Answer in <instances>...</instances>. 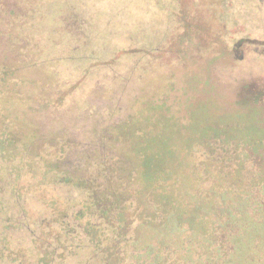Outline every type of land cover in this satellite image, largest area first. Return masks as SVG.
<instances>
[{"label": "trees", "instance_id": "16d2710c", "mask_svg": "<svg viewBox=\"0 0 264 264\" xmlns=\"http://www.w3.org/2000/svg\"><path fill=\"white\" fill-rule=\"evenodd\" d=\"M10 66L0 80V219L43 240L38 264H264V91L194 108L188 120L154 103L95 124L77 149L29 118L39 102L3 88Z\"/></svg>", "mask_w": 264, "mask_h": 264}, {"label": "rangeland", "instance_id": "374dc122", "mask_svg": "<svg viewBox=\"0 0 264 264\" xmlns=\"http://www.w3.org/2000/svg\"><path fill=\"white\" fill-rule=\"evenodd\" d=\"M6 63L18 80L3 88L42 109L29 118L81 149L95 124L154 103L188 120L264 91V0H0V80ZM7 217L0 264H38L43 240Z\"/></svg>", "mask_w": 264, "mask_h": 264}]
</instances>
